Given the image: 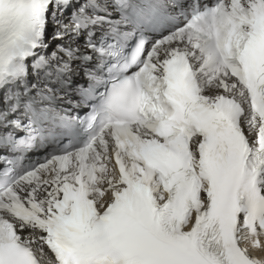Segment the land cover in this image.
I'll return each instance as SVG.
<instances>
[{"label":"snow or ice","instance_id":"1","mask_svg":"<svg viewBox=\"0 0 264 264\" xmlns=\"http://www.w3.org/2000/svg\"><path fill=\"white\" fill-rule=\"evenodd\" d=\"M250 249L264 0H0V264H264Z\"/></svg>","mask_w":264,"mask_h":264},{"label":"bare ground","instance_id":"2","mask_svg":"<svg viewBox=\"0 0 264 264\" xmlns=\"http://www.w3.org/2000/svg\"><path fill=\"white\" fill-rule=\"evenodd\" d=\"M260 252L264 253V249H258Z\"/></svg>","mask_w":264,"mask_h":264}]
</instances>
